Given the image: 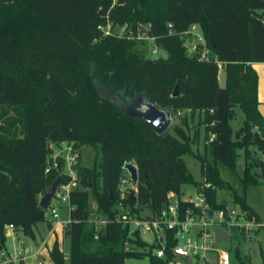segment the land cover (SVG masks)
Returning a JSON list of instances; mask_svg holds the SVG:
<instances>
[{"label": "trees", "instance_id": "trees-1", "mask_svg": "<svg viewBox=\"0 0 264 264\" xmlns=\"http://www.w3.org/2000/svg\"><path fill=\"white\" fill-rule=\"evenodd\" d=\"M263 11L264 0H125L114 5L112 0H0V249L7 239L5 224L34 237L33 226L45 220L40 196L57 176L60 182L70 179L64 158L45 172L52 159L50 142H72L78 150V186L69 193L70 221L64 227L68 261L54 243V264H124L131 257L169 263V253L157 257L152 253L155 244L137 231L128 234V228L114 221L117 187L127 163L138 171L136 197L126 199L138 215L144 210L158 213L170 191L179 195L184 186L208 182L213 207L224 206L217 190L228 189L247 218L259 219L246 201L247 186L258 181L248 165L240 193L221 177L217 164L233 175L241 148L255 145L264 155V117L251 67L264 62ZM107 19L112 27L126 24L132 35L138 23L149 25L148 34L167 55L145 57L128 32L104 35L98 26ZM192 24L209 46L210 60L186 53L182 34ZM213 57L225 63L223 86ZM97 82L116 98H104ZM139 94L175 114L182 109L202 114L206 140L214 135L209 142L214 163L198 155L203 181L194 178L184 159L194 151L181 124L158 135L142 118L126 116L114 103ZM235 106L244 119L233 132ZM84 146L95 151L89 167L80 164ZM257 166L264 183V162ZM90 198L96 214L107 219L100 228L90 220ZM127 240L145 250H126ZM174 243L170 239L168 245Z\"/></svg>", "mask_w": 264, "mask_h": 264}, {"label": "built area", "instance_id": "built-area-1", "mask_svg": "<svg viewBox=\"0 0 264 264\" xmlns=\"http://www.w3.org/2000/svg\"><path fill=\"white\" fill-rule=\"evenodd\" d=\"M117 0H112V5L117 4ZM264 14V11H263ZM105 25V24H104ZM104 25H99L98 28L102 30L104 35H111L114 33L125 34L127 25L124 24L119 32H114L110 20L106 21V28ZM169 26L171 24H168ZM149 25L138 23L136 26V34L132 35L129 30L131 38L136 37L140 40L155 41V37L148 34ZM184 41L187 42L186 48L189 55L196 54L200 60H210V48L196 24H192L182 34ZM155 51V50H154ZM218 67L217 79L220 78V73L224 70L225 63L213 57ZM211 134L210 140L213 138ZM63 151H58L51 159L50 164L45 168V172L50 168H57V158H64L65 173L70 176L67 182H60L57 190L50 201H67L69 203V193L78 185L75 171L71 168L76 164L78 158V150L73 148V143L68 145L60 142ZM125 184L131 185L132 189L137 192L135 185L131 182L130 176L126 173L121 177L120 183L117 187V200L115 208L118 213L114 221L120 223L123 228H128V234L137 231L141 239L155 244L152 253L157 257H165L166 253L171 255L170 261L176 258H181L196 264H229L230 255L224 249L218 247L217 244L224 241L216 240L215 229H220L227 232L230 240V233L232 229L242 228L249 230L252 227H263L264 223H258L255 219L247 218L246 212L241 210L232 201L226 202L223 207L215 208L208 200L206 190L211 187L208 182H202L198 186L189 185L187 193L182 195L183 191L178 195L172 191L167 194V203L158 213L151 214L149 211L138 215L131 211L126 199L130 195V190H127ZM181 200L188 203L187 207L181 205ZM49 204V205H50ZM52 216L57 217L55 208H52ZM95 223L98 228L105 225L107 219L97 215ZM6 236L15 237V228L13 224L8 223L4 226ZM150 235V239L144 236ZM97 238V235L94 236ZM175 241L173 245H168L169 240ZM228 240V241H229ZM227 241V242H228ZM129 240L124 242L126 250L131 249ZM5 264H19L21 257L19 255L11 256L5 254L3 256ZM65 264H68L67 262Z\"/></svg>", "mask_w": 264, "mask_h": 264}, {"label": "rangeland", "instance_id": "rangeland-1", "mask_svg": "<svg viewBox=\"0 0 264 264\" xmlns=\"http://www.w3.org/2000/svg\"><path fill=\"white\" fill-rule=\"evenodd\" d=\"M106 28V24L103 29ZM114 32H119L121 27L115 25L112 29ZM135 41L134 48L137 52L144 55L145 57L157 58V57H165L167 55L166 50H164L160 45L155 43V41L151 40H140L136 37H133ZM155 50V51H154ZM186 53L189 55L188 50ZM221 81L218 83L219 85H224L223 77L220 79ZM202 114H199V111H195L193 114L189 109H182L177 114L174 113V122L173 124H181L184 128L185 132L192 138V149L194 154L185 155L184 159L188 166L189 171L193 174L194 178L198 181H203L204 179L200 175V166L201 161L200 158H205L211 164L214 163L213 158L210 154V137L209 134L208 139L206 140L204 135V124L201 123ZM244 119V114L239 106L234 107V115L230 120V125L233 132L237 131L239 127L242 125ZM172 124V125H173ZM171 125V126H172ZM171 128V127H170ZM169 128V130H171ZM234 139V135H232ZM241 140V135L238 138ZM68 145L70 142L62 141ZM50 158H52L58 151H63L62 144L57 142H50ZM246 150L240 149L238 150L239 157L237 160L235 174H229L225 167L221 166L219 163L217 164L220 168L221 177L228 181L229 184L233 185L238 192H242V178H243V167L245 164L248 165L250 169V173L252 177H254L257 183L249 184L246 189V199L247 201L254 206V208L260 214L258 218L255 219L258 223H264V183L259 175L261 174L260 168L256 164V160H261L264 162V155L261 151L257 149L255 145H248L245 147ZM199 155V156H198ZM95 156V151L90 147H82L81 148V158L80 164L85 167H89L92 164L93 158ZM54 181V180H53ZM52 181V182H53ZM127 190H131L132 187L129 184H125ZM188 186H184L185 190L182 195L187 193ZM190 188V187H189ZM217 200H225L232 201L233 195L228 189H219L217 190ZM56 207L59 213V219H66L69 212V205L67 201H58L53 200L49 207L45 209V218H51V209ZM95 201L90 198L89 200V210H90V220L95 222L97 216L94 211ZM146 211L144 210L143 213ZM256 212V211H255ZM254 219V218H252ZM263 219V220H262ZM146 239H150L151 236L148 234L144 236ZM9 249L12 250L11 241L8 240ZM218 247L227 251L230 255V263L229 264H264V228L263 227H252L249 230H244L242 228L232 229L230 233V240L228 242H220L217 244ZM67 246H69V242L67 241ZM131 249L135 250H145V247L138 246L134 243L130 244ZM148 258H126L124 260V264H145L147 263Z\"/></svg>", "mask_w": 264, "mask_h": 264}, {"label": "crops", "instance_id": "crops-1", "mask_svg": "<svg viewBox=\"0 0 264 264\" xmlns=\"http://www.w3.org/2000/svg\"><path fill=\"white\" fill-rule=\"evenodd\" d=\"M251 67L255 70L257 74L258 110L264 117V62H253L251 63ZM221 77H223V80L225 79L224 70L220 73L219 82L221 81ZM247 203L256 211L259 217H261L258 211L254 208V206L251 205L248 201ZM68 205L70 212V204L68 203ZM53 208L56 209V212L58 214L57 217L54 218L53 216H51V218L49 219L45 218L44 221L36 223L33 226L34 237L25 236L21 231H16L15 237L6 236L7 239L5 243V248L0 249V264H5L3 262V256L5 254H10L11 256L19 255L21 257V264H54L50 257V250L54 243H57L58 247L64 253L65 261H68L69 246H67V241L69 242V238L64 235V227L70 221L69 212L66 219H59V213L57 208ZM8 240L11 241L12 250L9 249V245L7 243ZM145 264H148V261ZM168 264L196 263L189 262L185 259L176 258L173 261L169 260Z\"/></svg>", "mask_w": 264, "mask_h": 264}, {"label": "water", "instance_id": "water-1", "mask_svg": "<svg viewBox=\"0 0 264 264\" xmlns=\"http://www.w3.org/2000/svg\"><path fill=\"white\" fill-rule=\"evenodd\" d=\"M125 0H117V4H123ZM187 45V42L184 43ZM99 93L104 98H116V94L108 91L102 84L99 82L96 83ZM177 93V88L174 90V94ZM125 96V95H123ZM114 103L118 108L128 117L142 118L147 124H149L154 132L158 135L166 131L174 122V110L167 107H159L155 103L151 102L145 96L139 94L135 98L130 99L128 102L114 100ZM258 165L261 164V160H256ZM77 165L73 164L72 169L75 171ZM127 173L130 176L131 182L135 185L138 179L137 167L132 163H127L125 166ZM61 181V176H57L55 180L50 184L48 189L43 192L39 198V206L43 209L49 207L50 201L53 198L57 187ZM136 197L135 191L130 190V199L134 200ZM225 204L226 202H222ZM216 240L227 242L229 240V235L227 232H224L220 229H215Z\"/></svg>", "mask_w": 264, "mask_h": 264}]
</instances>
